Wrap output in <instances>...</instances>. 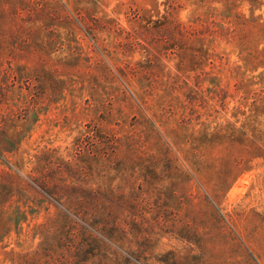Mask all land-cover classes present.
Returning a JSON list of instances; mask_svg holds the SVG:
<instances>
[{
	"label": "rangeland",
	"instance_id": "rangeland-1",
	"mask_svg": "<svg viewBox=\"0 0 264 264\" xmlns=\"http://www.w3.org/2000/svg\"><path fill=\"white\" fill-rule=\"evenodd\" d=\"M0 264H264V0H0Z\"/></svg>",
	"mask_w": 264,
	"mask_h": 264
}]
</instances>
